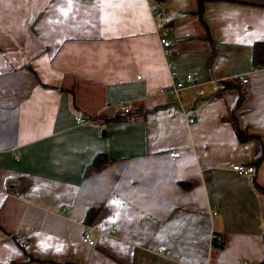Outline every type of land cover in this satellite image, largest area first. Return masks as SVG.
Returning a JSON list of instances; mask_svg holds the SVG:
<instances>
[{"label": "crops", "instance_id": "0c3cea01", "mask_svg": "<svg viewBox=\"0 0 264 264\" xmlns=\"http://www.w3.org/2000/svg\"><path fill=\"white\" fill-rule=\"evenodd\" d=\"M152 4L0 0V264L264 262V0ZM190 75L205 95L189 88L184 116L162 89ZM234 80L248 143L226 120L239 93L213 91Z\"/></svg>", "mask_w": 264, "mask_h": 264}, {"label": "built area", "instance_id": "2783aa9c", "mask_svg": "<svg viewBox=\"0 0 264 264\" xmlns=\"http://www.w3.org/2000/svg\"><path fill=\"white\" fill-rule=\"evenodd\" d=\"M151 9L154 13H157L159 15H162L163 12L160 8V6L157 3H153L151 5ZM168 32L166 31H162L160 34V42L161 45L164 48V53L165 55H169L170 54V48H171V43L168 39ZM239 80L241 81L242 84H247L248 83V78L245 76H242L239 78ZM187 81L190 83L189 86H186L183 82H178L172 86L166 87L164 89H162V93L175 97L177 98V101L179 102V106H180V110L183 113L184 116H187V110L186 107L184 106L183 101L187 98L188 96V89L189 88H195L197 90V93L199 96H204L205 95V91L201 89V84H199L193 76H188L187 77ZM213 91L219 92L222 88V85L219 81H213ZM121 110L123 112H129L130 111V107L128 105H122L121 106ZM77 121L79 124H84L85 122H87L88 120L85 118H77ZM188 123L189 124H193L195 122V119L192 117L188 118ZM171 157L174 158H178L181 156L180 152L177 151H173L171 152ZM232 170L237 173L240 176H248V177H252L253 174L255 173V169L252 166H247V165H242V164H236L232 167ZM114 230V228H113ZM15 239L16 242L19 244V246L25 251V252H30L31 251V243L29 242V240L23 236L22 234L18 233L15 235ZM218 241H222V238L218 237L217 238ZM82 242L84 244H87L89 246H94L95 245V240L92 237V228L90 226H87L86 229L83 232L82 235ZM245 264V263H244Z\"/></svg>", "mask_w": 264, "mask_h": 264}, {"label": "trees", "instance_id": "16d2710c", "mask_svg": "<svg viewBox=\"0 0 264 264\" xmlns=\"http://www.w3.org/2000/svg\"><path fill=\"white\" fill-rule=\"evenodd\" d=\"M167 1L168 0H152L153 3H157L159 6L165 5L167 3ZM222 1H226V0H197L199 12L200 13L202 12L204 5L208 2H222ZM253 67L255 69L264 68V42H256L254 45ZM239 81L234 80L232 82H223L221 90L217 93L224 94V93H227L229 91H236L239 93V98H238L237 104H236L235 108L231 111L230 115L226 118V120H228L232 124V126L234 127L239 141L242 143H248L250 140L255 139V137H251V136L245 134L244 132H242L240 125H239V122H238V119L236 117V113L241 108L243 102L246 99V95H247L246 90L243 87H241V85L239 84ZM117 117H119V116L114 117V119H116ZM124 118L134 119L133 116L131 115V113H129V112H126V114L121 117V119H124ZM101 157H103V156H101ZM101 157L96 158V160H95L96 163H98V161H99V159H101ZM263 161H264V150H263L262 154L256 159V161L254 162L253 165L256 168H259V166L263 163ZM247 166H251V165H247ZM254 166H252V167H254ZM253 183H254V187L261 192V194L263 195V198H264V188L260 187L257 184L255 178H254ZM97 216H98V212L96 210L90 211L88 213L87 222L92 223L97 218ZM14 240L16 241L15 236H14ZM260 264H264V262H261Z\"/></svg>", "mask_w": 264, "mask_h": 264}]
</instances>
